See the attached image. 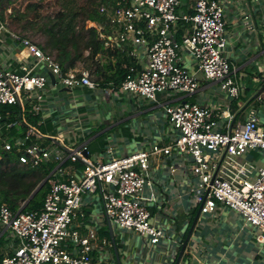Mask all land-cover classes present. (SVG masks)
<instances>
[{"label":"built area","instance_id":"built-area-1","mask_svg":"<svg viewBox=\"0 0 264 264\" xmlns=\"http://www.w3.org/2000/svg\"><path fill=\"white\" fill-rule=\"evenodd\" d=\"M190 1L193 12L180 17L176 15L179 0H112L98 7L114 29L113 36L106 37V46L117 47V40L129 41L135 48L146 50L142 69L127 67L121 85L104 95L123 92L151 102L156 93L193 94L198 81L178 64L183 50L196 60L204 79L218 82L229 98H237L240 86L224 57L223 5L219 0ZM179 20L191 24L190 35L180 43L175 40ZM243 22L246 29H252L248 15ZM117 29H121L118 38ZM1 33L18 43L26 54L14 70L0 60V107L18 110L12 124L4 122L0 113V159L8 156L30 167L52 161L57 167L47 177L48 191L39 210L13 213L7 205L0 204V227L16 241L0 264H100L92 257L94 230L80 232L74 227L81 198L88 193L99 194L104 215L111 223L147 238L150 245L157 244L163 232L149 213L150 206L156 205L155 197H145L143 191L151 187L148 173L152 158L168 156L172 149L192 161L190 170L196 180L190 193L193 203L200 206V214H213L219 205L236 212L245 225L255 230V245L264 247V163L236 160L253 149L264 156V127L253 108L247 119L234 126L228 123L220 131L211 108L187 102L167 106L168 121L178 132L172 145H152L148 150L97 163L90 160L85 145L66 147L63 139L56 138L57 147L66 148L63 159L51 143V136L41 134L25 117V102L30 101L31 109L37 112L44 91L51 86L49 77L37 70L43 67L54 77V83L69 91L82 87L95 90L97 85L83 66L62 73L54 56L45 54L25 34L8 29L2 20ZM258 81L261 88L254 100L256 105L264 104V79ZM77 161L83 163L80 175L60 180L62 170Z\"/></svg>","mask_w":264,"mask_h":264},{"label":"crops","instance_id":"crops-1","mask_svg":"<svg viewBox=\"0 0 264 264\" xmlns=\"http://www.w3.org/2000/svg\"><path fill=\"white\" fill-rule=\"evenodd\" d=\"M219 1L223 5L225 23L224 57L240 86L237 98H229L218 82L204 79L196 60L180 50L178 64L198 81V89L193 94L156 93L155 101L151 102L123 92H113L107 97L104 93L114 89V83L103 78L96 81L94 68L83 66L88 70L90 80L96 83L95 90L82 87L69 91L49 79L51 86L44 91L43 102L37 112L31 109L30 101L25 102L27 121L41 134L51 136L50 141L56 147V138L63 139L66 147L85 145L88 157L97 163L148 150L152 145H172L178 132L170 125L165 107L183 102L213 109L220 131H224L228 123L234 126L247 119L248 111L252 108L259 124L264 127V104H254L261 88L258 79H264V0ZM192 12L190 0H179L176 9L178 17ZM245 15L249 16L252 29L245 28ZM180 24L183 25V33L177 40ZM190 33L189 22L177 21L175 40L178 43ZM114 48H117V54H98L95 58L101 68L100 74L106 79L129 66L139 70L145 65L146 50L143 47L135 48L129 41L117 40V47L111 49ZM25 54L18 43L4 33L0 34V60L8 69H17ZM37 72L49 77L43 67H39ZM57 149V154L65 159L66 148ZM236 160L239 163L251 161L245 156ZM46 163L57 167L52 161ZM263 163L264 159L255 164ZM191 165L190 157L174 149L168 156L157 155L151 160L148 173L151 187H145L143 195L153 194L156 201V205L150 206L149 213L152 222L163 232V237L155 245H150L147 238L111 223L104 215L97 192L83 195L80 215L74 227L80 232L87 228L94 230V261L100 264H264V247L255 245V230L245 225L236 212L219 205L215 213H199L194 221L198 206L191 199L190 188L196 180L191 173ZM82 167L81 161L70 164L62 170L60 180L80 175ZM193 222L189 240L178 260L182 243ZM0 237L4 240L0 249L3 258L5 253L12 252L16 241L9 231L1 227ZM114 247L119 263L114 255Z\"/></svg>","mask_w":264,"mask_h":264},{"label":"trees","instance_id":"trees-1","mask_svg":"<svg viewBox=\"0 0 264 264\" xmlns=\"http://www.w3.org/2000/svg\"><path fill=\"white\" fill-rule=\"evenodd\" d=\"M15 0H0V9H6ZM112 3V0H67L64 15H57L54 19L45 18L42 22L26 21L22 30L39 31L44 34L43 44H39L45 54L55 53V59L61 67L62 73L72 69L76 62L83 66L94 68L96 81L103 78L104 81L113 82L117 88L124 81L127 68L121 69L115 76L106 79L101 72L95 58L98 54L112 56L117 54V48L106 46L108 36H113L114 29L110 27L104 15L98 11L103 4ZM1 18V16H0ZM92 24V26H88ZM179 35L183 33V25L180 24ZM103 36V37H101ZM152 41V38H149ZM86 54V55H85ZM115 55V53H114ZM117 67V62H116ZM91 68V69H92ZM0 113L3 121L12 124L16 121L14 114L18 113L16 107L1 106ZM6 113H9L6 116ZM52 164H41L38 167L21 165L15 159L3 156L0 159V204H5L13 212L37 211L41 208L48 185L45 183L35 196L22 208L31 193L53 170ZM4 240L0 237V249ZM2 256L0 255V262Z\"/></svg>","mask_w":264,"mask_h":264},{"label":"rangeland","instance_id":"rangeland-1","mask_svg":"<svg viewBox=\"0 0 264 264\" xmlns=\"http://www.w3.org/2000/svg\"><path fill=\"white\" fill-rule=\"evenodd\" d=\"M67 5V0H15L6 9H0V20L5 21L8 29L25 34L26 37H29L39 45L43 44L44 34L39 31L33 32L29 29L22 30L25 22H42L46 17L54 19L57 15H64V9ZM8 9H10V12H8ZM88 26L90 25L88 24ZM50 55L55 57L54 52ZM77 66H83V64L79 62ZM59 87L58 89H60ZM244 156L254 163L262 162L264 159L258 149H253Z\"/></svg>","mask_w":264,"mask_h":264},{"label":"water","instance_id":"water-1","mask_svg":"<svg viewBox=\"0 0 264 264\" xmlns=\"http://www.w3.org/2000/svg\"><path fill=\"white\" fill-rule=\"evenodd\" d=\"M49 79H50L51 82L54 81V77H53L51 74H49ZM46 181H47V177H46V178L40 183V185H39V186H38V187H37V188L31 193V195L29 196V198L27 199V201L24 203V205L22 206V208H24V207L27 205V203H28V202H29V201L35 196V194H36V193L40 190V188L46 183ZM199 213H200V206L198 207V213H197V215L195 216L194 221H196V219H197ZM193 226H194V222H193L192 227H191V229L189 230L188 234L186 235V238H185L184 242L182 243V246H181V249H180V252H179L178 260L180 259L181 255H182V253H183V251H184V249H185V247H186V245H187V242H188V240H189V236H190V233H191V231H192ZM114 255H115V256L117 255L115 247H114ZM116 259H117V263H119V260H118L117 256H116Z\"/></svg>","mask_w":264,"mask_h":264}]
</instances>
